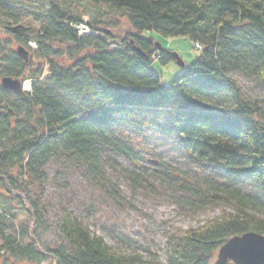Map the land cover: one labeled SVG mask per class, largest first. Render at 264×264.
Segmentation results:
<instances>
[{
  "label": "trees",
  "instance_id": "16d2710c",
  "mask_svg": "<svg viewBox=\"0 0 264 264\" xmlns=\"http://www.w3.org/2000/svg\"><path fill=\"white\" fill-rule=\"evenodd\" d=\"M88 1L123 12L133 33L116 37L97 20L88 25L98 34H80L84 13L63 0H0L3 251L38 263L50 254L56 264H138V257L115 251L68 211L61 214L63 241L56 248L44 254L36 232L48 229L42 197L50 162L81 164L92 181L109 185L106 171L119 167L116 157L135 163L149 137L170 142L195 165L192 174H176L184 203L202 209L225 201L232 207L171 235L166 264H214L230 238L264 234V99L248 98L233 78L239 73L264 89V0ZM152 33L202 46L169 86L153 63L175 58L147 35ZM15 43L34 51L38 62L20 55ZM4 77L32 79L31 89H7ZM138 176L130 172L134 182ZM24 200L34 231L25 226L9 234L18 217L14 206Z\"/></svg>",
  "mask_w": 264,
  "mask_h": 264
},
{
  "label": "rangeland",
  "instance_id": "374dc122",
  "mask_svg": "<svg viewBox=\"0 0 264 264\" xmlns=\"http://www.w3.org/2000/svg\"><path fill=\"white\" fill-rule=\"evenodd\" d=\"M63 2L74 6L75 11L84 13L85 23L76 27L80 34H98V31L88 25L89 22L95 24L97 20L101 21L98 23L99 28L111 30L116 37L133 33L128 19L121 11L106 5L92 4L88 0ZM22 13L32 15L29 10ZM147 35L152 40L160 41L172 55L178 54L185 66L190 65L201 54V50L188 37L166 39L156 33ZM107 40L112 42L110 38ZM30 45L34 50L38 49L35 42ZM19 46L15 43L12 47L18 49ZM28 60L38 62L34 51L30 50ZM153 69L161 75L163 84L169 86L175 77L183 73L185 67L178 64L176 59L166 63L157 60L153 63ZM233 78L243 86L248 98L264 99V89L259 85L239 73H234ZM31 80L23 82L26 90H30ZM141 146L143 154L136 164L124 157H116L119 167L108 168L106 171L109 185L92 181L81 164L50 162L46 166L47 180L42 200L47 208L45 220L48 229L36 232L39 248L44 254L47 248H56L63 241L58 230L63 211H68L83 221L93 234L104 237L115 251L138 257V264H166L167 242L171 235H182L232 211L230 204L225 201L206 204L202 209H194L184 203V195L175 185L181 181L176 174H192L195 165L174 150L173 144L161 138L149 137ZM137 163L143 165L145 170L137 168ZM133 171L139 175L137 182L130 177V172ZM32 191L34 195L40 192L37 187H33ZM14 210L18 213L16 227L10 228L8 233L18 234L22 227L27 226L29 234H32L35 225L27 213L30 210L28 202L24 200V205L16 204ZM25 241L30 240L28 238ZM2 244L0 238V264L57 263L50 254L46 255L47 258L42 263L19 259L12 253L3 251ZM217 255L218 253L214 261Z\"/></svg>",
  "mask_w": 264,
  "mask_h": 264
},
{
  "label": "water",
  "instance_id": "95a60500",
  "mask_svg": "<svg viewBox=\"0 0 264 264\" xmlns=\"http://www.w3.org/2000/svg\"><path fill=\"white\" fill-rule=\"evenodd\" d=\"M156 45L162 47L157 41ZM18 53L28 59V52L20 47ZM177 63L185 67V63L178 54H174ZM33 80L30 82L32 86ZM3 87L14 91H27L25 84L19 79L11 77L2 78ZM31 89V87H30ZM264 264V234L258 232H247L236 235L226 241L218 251L217 259L214 264Z\"/></svg>",
  "mask_w": 264,
  "mask_h": 264
},
{
  "label": "built area",
  "instance_id": "2783aa9c",
  "mask_svg": "<svg viewBox=\"0 0 264 264\" xmlns=\"http://www.w3.org/2000/svg\"><path fill=\"white\" fill-rule=\"evenodd\" d=\"M83 27V26H82ZM196 46L199 48V49H201V45L200 44H196Z\"/></svg>",
  "mask_w": 264,
  "mask_h": 264
},
{
  "label": "bare ground",
  "instance_id": "6f19581e",
  "mask_svg": "<svg viewBox=\"0 0 264 264\" xmlns=\"http://www.w3.org/2000/svg\"><path fill=\"white\" fill-rule=\"evenodd\" d=\"M201 48H202V46H201ZM27 86H29V84H27Z\"/></svg>",
  "mask_w": 264,
  "mask_h": 264
}]
</instances>
